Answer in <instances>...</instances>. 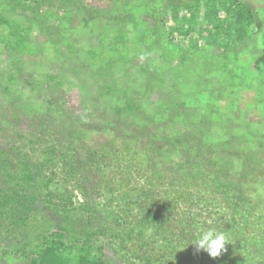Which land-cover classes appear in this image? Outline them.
I'll return each instance as SVG.
<instances>
[{
    "label": "trees",
    "instance_id": "obj_1",
    "mask_svg": "<svg viewBox=\"0 0 264 264\" xmlns=\"http://www.w3.org/2000/svg\"><path fill=\"white\" fill-rule=\"evenodd\" d=\"M88 1L0 0V62L5 60V58H2V52L6 53L7 57L6 64L2 69L0 68V92L12 96L15 94L14 90L18 85L23 86L20 91L21 95L17 96L16 94L17 97L13 99L12 108H17L19 113H28L37 124V130L34 133L27 136L17 134L15 140L13 139L0 148V218L17 229L28 228L31 225L33 227V222L40 218V212L43 210L44 212L52 210L55 213L72 212L69 207L74 206L73 187L72 185L70 188L68 187L72 184V180H75L77 186L81 182L88 181L90 179L88 172L93 171L92 180L96 181L99 179L100 174H105V168L110 164L107 154L98 149L88 153L87 161L72 159L71 162L65 163L67 178L60 184L56 181L53 171L47 173V170L58 162L56 152L60 145H66L69 148L68 150L75 148L71 138L73 137L72 131L67 130V124H63V120L58 118L59 112L67 109L64 105L65 101L61 105L60 100L62 86L67 81L71 83L69 79L71 74L67 76L65 72L67 64L73 63L72 74H80L84 81L87 78L92 82V94H90V90L84 100L88 102L86 108H97L100 124H107L108 126L113 123L123 127L122 130L118 131V135L126 138L125 145L127 149L128 147L130 149L132 145L139 147L136 155L147 149L143 137L152 132L157 133L154 149L151 152L160 153L157 159L161 164V168L164 169L162 172L163 180L166 179L167 174L165 172L169 170L171 174L180 176V179L185 181L182 172L197 171L204 166L206 168L204 159H208V157L205 156L203 150L206 146L205 140L202 139L204 131L195 125L198 123L192 118L198 114L197 110L186 111L187 114L184 111L183 115H180V120H178L179 118L175 119L174 116L179 114L177 110L185 103L184 100H176L174 97L183 95L182 85L189 91L191 89L196 91L198 83L194 82L188 88V83H186L188 78H184L182 82L185 83L181 85L174 82L166 92L161 94V100L149 112L147 110L148 97L145 93L147 90L151 93L156 88L161 89L163 80L159 75L164 72L162 69L153 67V60L150 56L154 51L160 49L165 55V60L171 58L173 53L172 49L168 47L169 43L187 51L195 46L194 43L189 42L192 36L195 37V40L198 38L196 48L200 47V41L206 39L212 45L217 44L224 51H237L259 30L261 24L257 10L248 0H197L195 4H188L180 0L181 2H175V5L168 2L163 5V13L171 10V17L175 20V24L186 28L184 39L178 42L175 33L165 28L164 14L161 20H158L156 19L157 16L147 13L142 16L144 21H138L134 19L133 9L129 8V4H127V7L120 6L117 10L119 13L114 15H108V11L103 14L104 11L102 13L98 8H95L103 17L101 22H112L114 25L111 27L110 32L98 35L93 39L87 36L83 37V42L86 43L83 45L82 38L79 35H71L70 31H61V27L47 24V16L40 12L42 6L59 8L67 14V17L63 18L65 25L75 29L81 18L90 21L94 18V15L87 11ZM154 1L156 0H148L151 5L155 3ZM18 10H23L28 14H22V16L16 14ZM200 19L208 23L206 25L205 22L204 25L206 30L197 27ZM34 20L37 21L39 33L47 35L50 39L56 32H60L59 39L53 42L56 52L55 62L58 69L46 75L42 71L39 72L40 78L43 76L40 81L33 79L34 75L26 81L22 74L27 67L26 64L29 63L31 67H38L43 62L40 56L45 50V45H37L30 37L29 33L32 30V25L27 24V22L31 23ZM144 22H147V25L143 27L141 25L139 30L134 31L136 34L132 36V40L129 39L131 32L128 29V24L133 23L134 29H138V23L143 24ZM130 43L133 45L134 56L141 59L136 74L142 76V80L145 81L146 87L143 91L121 87L122 85L114 76L113 70L116 67L126 65L132 61L133 55L129 54L130 49L127 47ZM120 47H124L125 50L123 51ZM142 47L145 49L144 52ZM82 53L84 56H82ZM182 58L185 61L183 64L180 62L175 64L173 60L169 63V70H174L177 76L181 73V68L185 69L186 66L189 70H193L194 67L192 57L182 55ZM52 60L53 58L49 61ZM217 64V60H211L209 63L204 62V73L199 75H211L216 71ZM229 73L233 75V71ZM49 76L48 88L44 89L41 87V83L44 78L46 79ZM212 90H214L213 87ZM29 92H38L41 95L39 98L36 97V94L33 95L35 106H29L26 102L20 101L23 98L22 95ZM263 92L264 90L262 92L260 90V96ZM215 98H219L218 95ZM211 99L213 100L212 97ZM207 106L206 113L217 118L218 112L215 105L208 103ZM107 110L109 115L105 112ZM82 111H85V109H81ZM165 115H172L175 128L182 123V119L185 126H189L188 120L193 121L192 130L186 129L185 132L179 130L180 133H177L176 137H168L167 140L169 141H167L160 128L165 123L163 122ZM164 119L166 121L167 118ZM207 122L212 123L209 120ZM51 124L57 125L58 129L56 128V131L58 130L59 133L63 134V137L59 140L54 139L53 129H51L48 134H51L50 138L54 140L47 139V146L40 149L36 145L37 141L41 139L39 133L42 134V132L40 129H46ZM193 127L195 130H193ZM241 136L242 134L239 133V137ZM163 146L167 147L169 158L163 156L166 154L161 151ZM102 147H105V145L102 144ZM262 147H264L263 144ZM66 155L70 158L73 157L70 153ZM61 156L64 158L63 154ZM137 159L139 158L137 157ZM145 161H149V159ZM118 164L120 168H117L115 174H129L131 163L123 161L118 162ZM258 166L263 168L261 170V176H263V161ZM209 170L211 175L213 173L217 175L216 178L215 176L212 177L214 184L211 187L217 186V192H220V198L223 202H233V213L231 214L232 211L229 213L224 212L222 208L215 209L210 201L212 198H209L203 199L205 207H208L206 209L208 216L213 217V221L218 226L223 225L230 228L231 230L227 235L234 234L241 235L242 238H248V228L255 224L253 223L254 220L258 224L263 218L262 214L256 213L261 211L263 206L259 203L261 201L252 198L241 199L243 198L241 192L232 193V183L222 178L223 174L220 169L214 166L209 167ZM152 182L153 180L151 182L145 180L146 185L144 188L135 186L131 189L132 193H135L134 191L137 194L144 192L146 197V203L143 205L145 207L140 210L141 220L137 224L138 230L134 232L133 237L139 240L141 246H148L151 241H161L167 247L165 249L167 256H172L169 248H176L177 251L182 248V255L173 256L174 259L179 256L176 262L178 264H184L185 260L188 261L187 264L199 263L200 257H194L191 251L192 247L186 246L193 239H196L195 234L188 237V225L193 223L192 225L201 232L214 229V225L204 226L198 225L195 221L184 223L180 220L179 224L181 223V225L177 229H165V215L171 212L172 203L166 198H161L162 207H160L155 203L156 199L154 197L153 199L149 197L150 193L155 190V184L153 185ZM94 186L103 188L110 195V199L105 203L106 213L110 214L109 207L115 209V203L121 198L120 193L111 186V182L104 176L102 180L96 181ZM162 192L166 193V191ZM75 210L89 213V220L95 221V225H86L83 231L79 232L71 224L72 222L70 223L66 218H62L57 225L49 224L48 228L36 235L34 242L23 244L19 249L2 247L0 258L5 255H15L22 258L21 264H110L105 256V245L102 240V237H105L104 234L107 233V228L109 229V224L106 222L109 220L104 221V224L102 221L99 222V218L95 215L89 203L83 202ZM126 210L123 209L121 212H128ZM195 214L197 213H193V218ZM188 215L191 216L192 214L189 213ZM94 227L95 229L92 230ZM222 230L226 232V229L222 228ZM171 232L176 233V235L171 237ZM145 237H148L150 241ZM174 240H178L180 243L176 244ZM251 245L264 249V237H258L257 240L255 238ZM261 254L264 255L263 252ZM145 264L156 263H153L152 259H148Z\"/></svg>",
    "mask_w": 264,
    "mask_h": 264
},
{
    "label": "rangeland",
    "instance_id": "obj_2",
    "mask_svg": "<svg viewBox=\"0 0 264 264\" xmlns=\"http://www.w3.org/2000/svg\"><path fill=\"white\" fill-rule=\"evenodd\" d=\"M196 1L182 0V2H187L188 4H195ZM248 1L257 10L261 24L259 30L253 34L248 42L240 46L237 51H224L217 44L212 45L206 39L200 41V47L196 48V40L198 38L195 40V37L192 36L189 42L194 43L195 46L189 48L187 51L169 43L168 47L172 49L173 53L171 58L165 60V55L160 49L154 51L150 56L153 60V67L162 69L164 72L159 75L163 80L161 89L156 88L151 93L147 90L145 93L148 97L147 110L149 112H151L157 102L159 103L161 94L166 92L174 82L181 85L185 83L182 80L188 78L186 81L188 88L194 82L198 83L196 91L194 89L189 91L183 85L181 86L183 95H176L174 99L184 100L185 104L179 107L177 110L179 114L174 117L180 120V115H183L184 111L187 114L186 111L197 110L198 114L192 118L198 123L195 125L204 131L202 139L205 140L206 146L203 150L205 156L208 157V159H204L206 168L204 166L197 171L182 172L183 177L186 179L185 181L180 179V176L171 174V171L168 170L165 172L167 174L166 179L163 180L162 172L164 169L161 168V164L157 159L160 153L151 152L154 149L157 133L152 132L143 137L147 149L139 152V154L136 155V151L139 149L138 146L132 145L130 149L129 147L127 149L125 145L126 138L118 135V131L122 130L123 127L113 123H110L108 126L107 124H100L98 122L100 117L98 116L97 108H86L88 102H85L84 99L87 98L90 90V94H92V82L87 78L84 81L80 74H72L74 65L73 63L67 64L65 72L67 76L71 74L69 75L71 83L67 81L62 86L60 96L61 105L65 101L64 105L67 109L61 110L58 118L63 120V124H67V130L72 131L73 137L71 138L75 144V148L68 150L69 148L66 145H60L56 152L58 162L53 164L47 170V173L49 174L53 171L57 179L56 181L60 184L67 178L65 163L71 162L70 160L72 159L87 161L88 153L99 149L101 152L107 154L110 164L105 168V174H100L98 180H102L104 176L111 182V186L120 193L121 198L115 203V209L109 207L110 214H107L105 203L110 199V195L103 188L94 186V183L98 180H92L94 176L93 171H87L90 181L81 182L76 186L75 180H72V184L68 186L69 188L71 185L73 187L74 206L69 207V210L72 212L55 213L52 210H46L45 212L41 210L40 218L36 222H33V227L31 225L28 228L22 227L21 229L7 224V222L0 218V249L2 247L19 249L23 244H29L31 241L34 242L36 235L48 228L49 224L57 225L62 218H66L70 223L72 222L71 224L79 232H82L86 225H95V221L89 220V213L75 210V208L84 202L89 203V206L91 205L95 215L99 218V222L102 221L104 224V221L109 220L106 221L109 224V229L107 228V233L104 234L105 237L103 236L102 240L105 245L104 253L110 264H145L148 259H152V262L156 264H178L176 262L179 256L177 259H174L173 256L182 255V248H179L178 251L176 248H169L172 256H167L165 254L167 247L161 241H151L148 246H141L139 240L133 237L134 232L138 230L137 224L141 220L140 210L145 207L143 205L146 203V197L144 192L142 194H137L136 191L132 193L131 189L135 186L144 188L146 185L145 180L150 182L153 180L152 183L153 185L155 184V190L150 193L149 197L151 199L154 197L156 199L155 203L160 207H162V199L166 198L172 203L171 212L165 215V229H177L181 225V223L179 224L180 220L184 221V223L195 221L198 225L204 226L214 225V230L216 231H223L222 228L226 229L224 234L228 243L225 245V250H222L218 257H211L203 250L197 251L196 246L193 245L195 239L186 244V246L192 247L191 251L194 257H200V261L197 264H264V255L261 254V252L264 253V249L251 245V242L255 238L257 240L258 237H264V175L261 176L263 168L258 166L261 161L264 163V147H262V144L264 146V92L260 96V90L261 92L264 90V0ZM154 2L151 5V2H148V0H89L87 11L91 12L94 18L91 21L81 18L75 29L70 28L69 25H65L63 18H66L67 14L59 8L42 6L40 12L47 16V24L61 27V31H70L71 35L77 34L82 38L83 42V37L87 36L93 39L98 35L110 32L111 27L114 25L112 22H101L103 17H101V14L95 8H98L102 13L104 11L103 14L108 11V15H114L119 13L117 10L120 6L124 5L127 7V4H129V8L133 9L134 19L138 21H144L142 20V16L147 13L157 16L156 19L158 20H161L164 14L165 28L175 33L176 41L179 42L184 39L185 26L175 24V20L171 17V10L163 13L164 4L172 2V5H175V2L179 3L181 1L156 0ZM122 11L124 12V10ZM16 14H21L22 16V14L27 15L28 13L18 10ZM30 17L32 18V16ZM205 22L200 19L197 27L206 30V26H204ZM27 24L32 25V30L29 33L32 41L37 45H45V50L40 56L44 64L41 62L38 67H31L28 63L22 74L26 81L32 78V75H34L33 79L40 81L43 76L40 78L39 72L42 71L46 75L58 69L55 62L56 52L53 42L59 39L60 32H56L51 37L52 39H50L47 35L39 33L36 20L31 23L27 22ZM141 25L142 27L146 26L147 22L143 24L138 23V29H134L133 23L128 24V29L131 32L129 39L132 40V36L136 34L134 31L139 30ZM148 26L150 27V25ZM84 44L86 43L83 42ZM132 46V43L127 45L130 49L129 54L133 55L131 63L120 65L113 72L115 78L122 85L121 87L143 91L146 87L145 81L142 80V76L136 74L138 63L141 59L134 56ZM121 48L123 51L125 50L124 47ZM142 50L143 52L145 51L143 47ZM182 55L192 57L194 67L193 70H189L186 66L185 69L181 68V73L177 76L174 70H169V63L173 60L175 64L179 62L183 64L185 61L182 60ZM82 56H84L83 53ZM2 58H5V60L0 62L1 69L7 61L6 53L2 52ZM51 58L53 60L49 61ZM211 60L218 61L216 71L211 75L200 76L199 74L204 73V62L209 63ZM47 61L49 62L45 65ZM100 64L98 65L100 66ZM230 71H233V75L229 73ZM49 79L50 76L46 79L44 78V81L41 83L42 88H48ZM212 87L214 90H212ZM21 88L23 89V86L18 85L14 90L15 94L12 96H7L3 92H0V148L13 139L15 140L17 134L27 136L37 130L36 122L32 120L28 113H19L17 108H12L13 99L21 95ZM221 90L223 92H219ZM212 91L214 95L213 93L211 94ZM35 94L37 95L36 97H41L38 92H29L23 94V98L20 101L26 102L29 106H35L33 104V95ZM90 94L89 96H91ZM217 95L219 98H215ZM208 103L215 105L218 112L217 118L214 115L206 113ZM81 109H85V111L81 112ZM105 112L108 114L109 111ZM164 118H167L166 121ZM164 118L163 122L165 123L160 128L165 134L166 140L168 137H176L177 133H180L178 132L179 130L183 132L186 129L192 130V124H194L193 121L188 120L189 126H185L182 119V123L175 128L172 122V115H165ZM207 120L212 123H208ZM56 128L57 125L51 124L46 129H40L42 134L39 133L41 139L37 141L36 145L38 148L44 149L47 146V139L51 135L48 133L51 129H53L52 134L54 139L59 140L63 137V134L59 133L58 130L56 131ZM193 130H195L194 127ZM239 133L242 134L241 137H239ZM102 144L105 147H102ZM161 151L166 153L163 155L164 157H170L166 146H163ZM67 153H70L73 157L70 158L66 155ZM61 154L64 155V158H62ZM147 159L149 161H145ZM175 159L173 158L174 161H176ZM123 161L131 163L129 174H115L117 168H120L118 162ZM214 166L222 171L223 179L232 183V193L237 194L241 192L243 196L241 199L252 198L260 200L261 202L259 203L263 205L261 211L256 212L262 214L263 218L258 224L254 220L253 223L255 224H252L253 226L251 225L247 230L248 238H242L241 235H227L231 229L215 224L213 217H209L206 212L208 207H205L203 199L212 198L210 201L215 206V209L222 208L224 212L229 213L232 211L231 214L233 213V202H223L220 198V192H217V186L211 187L214 184L212 177L215 176L216 178L217 175L216 173L211 175L209 167ZM258 174L259 176H257ZM162 191H166V193ZM40 207L44 208L43 206ZM123 209H127L126 211L128 212H121ZM189 213L192 215L189 216ZM193 213H197L194 215V218ZM192 224L190 223L187 228L188 237L195 234L197 238L201 230ZM171 233V237L176 235V233ZM145 238L148 239V237ZM174 242L176 244L180 243L178 240H174ZM175 243L173 244L176 245ZM21 262L22 258L15 255H5L0 258V264H21ZM187 263L188 261L185 260L184 264Z\"/></svg>",
    "mask_w": 264,
    "mask_h": 264
},
{
    "label": "clouds",
    "instance_id": "obj_3",
    "mask_svg": "<svg viewBox=\"0 0 264 264\" xmlns=\"http://www.w3.org/2000/svg\"><path fill=\"white\" fill-rule=\"evenodd\" d=\"M227 243L228 241L223 231L210 229L201 232L195 239L193 245L196 246L197 251L203 250L211 257H218L221 254V251L225 250V245Z\"/></svg>",
    "mask_w": 264,
    "mask_h": 264
}]
</instances>
